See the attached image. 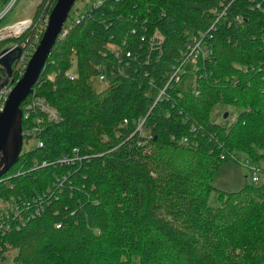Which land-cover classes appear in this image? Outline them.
Here are the masks:
<instances>
[{
    "label": "trees",
    "instance_id": "16d2710c",
    "mask_svg": "<svg viewBox=\"0 0 264 264\" xmlns=\"http://www.w3.org/2000/svg\"><path fill=\"white\" fill-rule=\"evenodd\" d=\"M55 2L0 40V51L22 48L3 85L21 76ZM199 32L211 34V59L181 90L168 79ZM32 98L61 119L22 118L37 127L24 141L42 145L0 178L1 260L13 249V264H264V181L213 184L239 152L245 165L264 161V0H81L20 107ZM218 103L240 109L229 127L210 118ZM74 148L77 159L59 161Z\"/></svg>",
    "mask_w": 264,
    "mask_h": 264
},
{
    "label": "water",
    "instance_id": "95a60500",
    "mask_svg": "<svg viewBox=\"0 0 264 264\" xmlns=\"http://www.w3.org/2000/svg\"><path fill=\"white\" fill-rule=\"evenodd\" d=\"M74 2L75 0H56L48 14L43 33L28 57L24 71L12 86L5 105L0 111V178L19 160L23 145L20 105L32 93V87L63 29ZM21 54L22 50L19 45L7 46L0 51L1 76L5 73L9 75L12 73V64L20 59ZM7 78H2L3 82ZM3 82L0 83V87Z\"/></svg>",
    "mask_w": 264,
    "mask_h": 264
},
{
    "label": "rangeland",
    "instance_id": "374dc122",
    "mask_svg": "<svg viewBox=\"0 0 264 264\" xmlns=\"http://www.w3.org/2000/svg\"><path fill=\"white\" fill-rule=\"evenodd\" d=\"M4 0H0V10L3 6ZM40 0H15L14 5L12 8L6 13V15L0 19V30L6 29L9 27L12 22L22 19L25 15H30L32 13V10L35 9L37 2ZM90 1V0H87ZM81 4V0H75L74 7H76ZM84 6H81L80 8H83ZM33 8V9H32ZM34 11V10H33ZM31 20V18H30ZM78 21V19L76 20ZM194 36H203L202 32H199L198 35ZM193 36V37H194ZM160 37L159 35H156V38ZM191 38V41L193 39ZM6 43H2L0 47L4 46ZM201 45H204V42L201 43ZM7 47V46H5ZM187 63V70L184 72V74L181 75L179 79L176 81L178 88L181 90H187V91H193L196 87L197 78H200L199 70L195 71L193 64L195 62L192 59H188L186 61ZM176 65V64H175ZM174 65V66H175ZM200 66V65H199ZM182 69H184L182 67ZM69 74V72L67 73ZM170 77V76H169ZM177 76L171 78V80H175ZM169 80V79H168ZM170 80V81H171ZM107 86V82L98 83L96 85L98 90H101ZM239 108L232 105V104H224V103H218L216 104L210 114V118L225 127H229L237 118ZM225 113L227 115L225 116ZM37 141L34 138H30L29 141H24L22 146V151L30 149L36 145ZM238 156L241 160L240 162L229 160L225 161L221 164L218 171L213 175V184L222 190L225 191H234L238 190L242 186H244L245 183L251 182V175L252 171L254 169V165H245L244 161H246V155L243 152H239ZM258 181L255 183H261L264 181V161L260 160L258 163ZM210 202L215 203L216 202V194L212 193L210 195ZM16 250H9L7 251L6 258L4 260L0 259V264H13L12 258L15 254ZM133 264H136V261L133 262Z\"/></svg>",
    "mask_w": 264,
    "mask_h": 264
},
{
    "label": "built area",
    "instance_id": "2783aa9c",
    "mask_svg": "<svg viewBox=\"0 0 264 264\" xmlns=\"http://www.w3.org/2000/svg\"><path fill=\"white\" fill-rule=\"evenodd\" d=\"M14 2H15V0H8L4 3V5L2 6V8L0 10V19L3 18L6 15V13L12 8V6L14 5ZM257 6H259V4H257ZM223 14H224V10L221 12L220 16ZM235 19H236L237 23L240 21V18L238 16ZM31 23H32V21L30 19L17 21L15 23L11 24L6 29L0 30V40L4 39L6 37H14V36L17 37V36H19V34L24 32L27 28H29L31 26ZM208 31H209V29H208ZM42 33H43V31L41 32V35H42ZM207 33L208 32L203 33V36H201V37L194 36L192 41H190L187 44V46H186L187 49L184 52L182 58L178 59L176 61V65L174 64L175 66L173 65V70L170 74L168 82H170L171 78L177 76V78L175 79V80H177L181 77L182 74H184V72L187 70L186 61L188 59H192L195 62V64H193L195 71L199 70V66L197 63L198 61H200V60L204 61L205 59H208V60L211 59L212 48L210 47V45L207 42V38H210L211 34H207ZM202 42H204V45H201ZM15 45H19V43L14 42V43H11L7 46H15ZM35 47L36 46L33 47V50ZM126 54H129V52H127ZM21 56H22V54H21ZM182 67L184 69H182ZM68 76L70 78H72L74 75L72 73H69ZM100 76H101L100 79H102V75H100ZM168 82H166V84L159 90V92L155 96L154 101H153L152 105L150 106V110L158 100H160L162 97H165L164 96L165 95V89L167 87ZM12 86L4 84L0 87V111L3 109V107L5 105L6 98L9 94ZM36 109H39L41 113H43V112L46 113L48 118L51 120L58 122L61 119L60 114L56 110V108H54L52 105H50L46 100H44L42 98H32L31 100L26 102L24 105V109H22V111H23L22 117L28 118L30 110L36 112ZM146 116H147V114L144 117L138 119V125L136 127V130H139V131L143 130L142 129V123L145 120ZM39 120L40 119L37 118L34 122L37 123V122H39ZM27 123L28 124H27L26 129L22 130V133L25 135H30L31 133H35L37 131V127L31 126V124L29 122H27ZM33 129H35V130H33ZM36 141H37V146L42 145V141L40 139H37ZM77 151H78L77 148H74L71 152L72 155L63 156L62 159L59 161L62 163L68 164L69 162L77 159V157H78ZM246 163H247V161H246ZM258 171H259V169L254 166L253 173H252V179L253 180H256L258 178ZM64 178L65 177H63V179ZM22 211H23V209H22ZM13 213H14V215L18 214L17 208H16V210L13 211ZM8 219H9V214L8 213L4 214V216L0 218V227H8L10 225L8 223Z\"/></svg>",
    "mask_w": 264,
    "mask_h": 264
},
{
    "label": "crops",
    "instance_id": "0c3cea01",
    "mask_svg": "<svg viewBox=\"0 0 264 264\" xmlns=\"http://www.w3.org/2000/svg\"><path fill=\"white\" fill-rule=\"evenodd\" d=\"M40 1H41V0H40ZM40 1H39V2H40ZM39 2H37V4H38ZM2 3H4V1H3ZM37 4H36V5H37ZM32 9H33V8H32ZM33 10H35V9H33ZM33 10H32V13H31L30 15H25L22 19L16 20V21H14V22H12V23H15V22H17V21H22V20H28V19L32 18V15H33V13H34ZM1 30H3V29H1Z\"/></svg>",
    "mask_w": 264,
    "mask_h": 264
},
{
    "label": "clouds",
    "instance_id": "9594fccd",
    "mask_svg": "<svg viewBox=\"0 0 264 264\" xmlns=\"http://www.w3.org/2000/svg\"><path fill=\"white\" fill-rule=\"evenodd\" d=\"M204 33H205V32H204ZM209 34H210V33H209ZM209 39H210V38H207V42L209 41ZM208 44H209V42H208ZM209 45H210V44H209ZM210 47H211V46H210ZM211 55H212V54H211ZM205 60H206V59H205ZM200 61H201V60H200ZM198 62H199V61H198ZM198 62H197V63H198ZM198 66H199V64H198ZM199 68H200V66H199ZM196 87H197V86H196ZM196 87H195V88H196ZM21 109H22V108H21ZM22 113H23V111H22ZM22 118H23V117H22ZM22 130H23V129H22ZM22 134H23V133H22ZM23 142H24V137H23ZM22 146H23V145H22ZM21 151H22V150H21Z\"/></svg>",
    "mask_w": 264,
    "mask_h": 264
},
{
    "label": "flooded vegetation",
    "instance_id": "af4514ba",
    "mask_svg": "<svg viewBox=\"0 0 264 264\" xmlns=\"http://www.w3.org/2000/svg\"><path fill=\"white\" fill-rule=\"evenodd\" d=\"M8 75H9V74L5 73L3 76L0 75V77H1V78H4V77H8V78H10V77H11V76H10L11 74H10L9 76H8Z\"/></svg>",
    "mask_w": 264,
    "mask_h": 264
},
{
    "label": "bare ground",
    "instance_id": "6f19581e",
    "mask_svg": "<svg viewBox=\"0 0 264 264\" xmlns=\"http://www.w3.org/2000/svg\"><path fill=\"white\" fill-rule=\"evenodd\" d=\"M21 158V157H20Z\"/></svg>",
    "mask_w": 264,
    "mask_h": 264
}]
</instances>
